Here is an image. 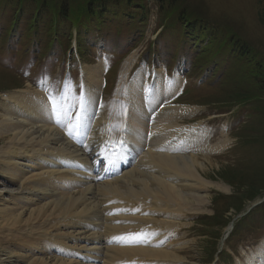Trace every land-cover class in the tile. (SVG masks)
<instances>
[{
	"label": "bare ground",
	"instance_id": "bare-ground-1",
	"mask_svg": "<svg viewBox=\"0 0 264 264\" xmlns=\"http://www.w3.org/2000/svg\"><path fill=\"white\" fill-rule=\"evenodd\" d=\"M136 59L111 103L102 58L57 96L48 83L0 94V165L17 186L0 182V264H180L170 238L208 212L210 187L228 189L198 169L212 147H197L198 125L180 124L195 109L172 105L182 77L144 65L129 80ZM141 231L155 235L113 240Z\"/></svg>",
	"mask_w": 264,
	"mask_h": 264
},
{
	"label": "rangeland",
	"instance_id": "rangeland-1",
	"mask_svg": "<svg viewBox=\"0 0 264 264\" xmlns=\"http://www.w3.org/2000/svg\"><path fill=\"white\" fill-rule=\"evenodd\" d=\"M51 1L54 0H47ZM121 1L119 10L133 15L135 21L140 18L136 13L145 11L141 17L143 26L129 16L124 21L109 22V28L104 27L98 32L94 30L97 23L89 25L93 36L106 38V42L102 40L106 48L99 44L98 49L96 46L92 50L90 40H85V49L80 48L74 35L72 41L62 40L65 51L56 50L58 43L52 46L46 42V35L55 32L48 28V19H44L36 31H33L35 27L29 28L33 24L32 13L36 12L35 0H28L31 9L18 19L17 25L13 24L16 14L13 8L20 5L1 0L0 94L29 87L41 89L48 83L53 85L57 96L60 83H80L83 79L81 68L94 66L102 58L106 65L102 98L105 104L111 103L121 68L132 54H136L137 59L129 80L144 65L151 69L164 66L173 80L179 72L183 79L182 89L172 105L195 108L193 114L180 124L198 125L195 130L199 141L197 147H212L211 153L199 152L198 160L204 167L198 169L208 181L228 190L210 187L208 212L183 219L186 226L179 230L177 238H170L169 244L175 246L173 252L178 255L180 264H249V260L253 264H264V114L257 109V101L234 104L227 96L238 82L235 81L237 77L228 76L227 70L234 64L231 66L228 60L218 57L221 66H207L212 59L204 61L200 58L204 57V46L212 48L208 41L197 47L191 41L182 44L178 32L187 23L181 22L182 12L178 19L176 16L167 18L168 14L183 10L188 21H192L188 18L191 14L218 35L235 32L264 55V0ZM127 6L131 10L126 12L124 7ZM131 25L140 28L134 29ZM10 33H14L15 39L9 38ZM157 58H160L158 63L153 62ZM149 79L152 81L153 77L150 75ZM1 95L0 112H4ZM220 144H223L222 149ZM0 182L10 191L17 188L10 187V180L2 173L1 165Z\"/></svg>",
	"mask_w": 264,
	"mask_h": 264
},
{
	"label": "trees",
	"instance_id": "trees-1",
	"mask_svg": "<svg viewBox=\"0 0 264 264\" xmlns=\"http://www.w3.org/2000/svg\"><path fill=\"white\" fill-rule=\"evenodd\" d=\"M35 1L36 12L32 13L34 15L32 18L33 24L29 28L35 27L33 31H36L38 26H40V23L44 19H48V28L50 30L52 29V31L55 29V32L46 35V42L50 43L52 46L58 43L56 50L64 49L66 51L62 40L68 38L67 40L72 41L74 32H76L75 39L77 44L80 48L84 47L83 49L86 47L84 44L85 40H90V48L92 50L95 49L99 40L106 42L105 37H95L92 35V32L89 31V25L93 26L96 22L97 25L94 28L96 32L102 30L104 27L109 28V25H107L109 22L113 23L117 19L124 21L127 16L131 17L133 22L142 24V26L144 23V20H142L141 17L145 15V11L143 10V12H141L142 14L136 13L140 18L138 21H135L133 20V15L130 16L129 13L119 10L118 3H121V0H84L83 3H71L69 0H54L51 2H47V0ZM9 2H12L15 5H20L18 8H13L14 11L16 10L13 24L17 25L18 19L21 16H25V12L29 11L31 6L27 5L28 0H8V3ZM26 6L28 7L26 8ZM124 8L126 9V12L131 10L130 6ZM181 12L183 14L181 22H187L186 25H184V28L178 32L181 36L180 40H182V44L191 41L195 44V47H197L198 44L203 45L205 41H208V44L212 45V48L210 49L207 46H204V51L202 52L204 57L200 58L204 61L210 58L212 59L207 66H221L217 61L218 57H221L223 60H228L231 66L234 64L233 68H228V76L229 78L231 75L237 77L238 80L236 79L235 81L238 82L234 84L232 90L227 93V96H230L233 99L231 101L234 104L257 101V109L260 114L263 115L264 55L249 46V43L241 39L235 32L223 36L218 35L215 30H210L208 25H203L205 23L201 20H197L191 14H188V18L194 22L188 21V19H186V13H183V10L174 11L168 14L167 18L176 16L178 19ZM130 27L134 29L140 28L139 26L132 25ZM13 34L14 33H10V39H15ZM33 60L37 61L35 58ZM202 60L199 61V64H201Z\"/></svg>",
	"mask_w": 264,
	"mask_h": 264
},
{
	"label": "snow or ice",
	"instance_id": "snow-or-ice-1",
	"mask_svg": "<svg viewBox=\"0 0 264 264\" xmlns=\"http://www.w3.org/2000/svg\"><path fill=\"white\" fill-rule=\"evenodd\" d=\"M60 91H62V89H58L57 90V94L60 92ZM49 99L50 100H52V101H54V99H55V97L54 96H49ZM82 103V102H81ZM79 125H77V127H78ZM69 135H71V133H69ZM112 214H118V213H109V215H112ZM149 235H155V234H149V233H146V232H143V231H141L140 233H133V234H128V237L126 238V237H124V236H119V237H113V240L114 241H120V242H123V241H125L126 239H131L132 240V242H145L146 241V239H147V237L149 236Z\"/></svg>",
	"mask_w": 264,
	"mask_h": 264
}]
</instances>
